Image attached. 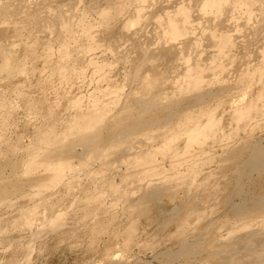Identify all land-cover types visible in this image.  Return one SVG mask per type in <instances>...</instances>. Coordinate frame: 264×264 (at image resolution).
<instances>
[{"label": "rangeland", "instance_id": "374dc122", "mask_svg": "<svg viewBox=\"0 0 264 264\" xmlns=\"http://www.w3.org/2000/svg\"><path fill=\"white\" fill-rule=\"evenodd\" d=\"M182 1H185V0H182ZM189 1L190 0H186V3H191L192 0L190 2ZM177 2L181 4L180 0H178V1L175 0L172 5L177 6V4H178ZM138 3H139V0H0V17H1L0 18V44L2 46H6V47H8L9 50H11L13 52L14 51L17 52L19 56L23 55L24 51L27 49L26 48L27 44L29 46V44L35 43L34 46H36L35 47L36 53L39 50L41 51V52L39 51L38 54L44 53L45 51H47V49L50 50V53L52 51V53H51V59H52L51 61L52 62H49L46 64L41 62V60H39V59L37 61L36 60L32 61L30 59H27L29 61V63H28V61H27V63L32 64V62H33V64L32 65L30 64V66H32V67L35 66L34 69L35 70L37 69L38 71L40 70L39 72H41V74L39 72L36 74L37 71L34 70V74L32 72V73H29L26 77H21L20 79L13 77L14 79L10 78L11 79L10 80L8 77H6L4 75V73L0 72V93L4 94V96L6 95L5 97L8 98V99L6 98V101L8 102L7 106L6 105L3 106L6 109L0 106V174H2V175H0V183H2L1 179L4 180V182L6 180H9L10 183H8L9 181L5 182L7 184L13 183L15 185L18 182V184H17L18 190L17 189L15 190V188H14L13 190H15V191H13V193L10 195V198H9L10 193L7 194L9 199L7 198V196H5L3 198V200H5V203L7 202V199L9 200L8 204H4V201L2 202L3 205H1V203H0V227H1L0 228L1 229L0 230V264H22V263L23 264H219L220 262L217 263L216 260H214L215 255L213 253L216 252L215 250H217L219 252V254L228 253V252L232 253L235 251V249L238 246V243L236 242L237 237H238L237 234L238 235H239V233L243 234L246 232L245 230H247V229H248L247 231H249V230L252 231L253 229L254 230H261L262 229V231L264 230V221H263L264 219L263 218L258 217V216H255L253 218L251 216L253 221L250 220L251 217H249L250 219L247 218L248 221L247 220L245 221L246 223H248V224H246L243 221L244 218H238V217H236L238 215H235V213H233V212L232 213L234 215H231V212H229V211H231V209L229 210V207H231L230 206L231 203L235 204V203H238L240 201H242L243 203L246 201L249 202V200H250V198H252V196L259 194V192L262 191V189H264V165H262V168H261L259 173H254V172L252 173L251 172L250 175L248 174V176H245L247 174L243 175L244 178H243V176L240 177V183L243 184L244 194L236 195L235 189H236V186L239 182V180L237 179L236 173H237V169H239V167L238 166L235 167L234 165L236 163L234 164V162H237L236 165H239V162H241L240 159H242V158L240 156L236 159L233 158L234 160L232 159V161H231L230 156H229L230 152H231L230 149L233 150V149L237 148L241 143H243L241 146H243L244 144L245 145L247 144L246 146L247 147L250 146V148H251V146L253 147V144L255 145L256 142H258V144H256V145L262 146L261 148L264 151V141H263L264 140V120H263L264 114L263 113L261 114L260 112L255 114L257 116V117H255V120L257 119L258 121L256 120L254 122V120H253L254 123L251 122V126L254 124L253 129H252V127H250L251 129L248 128L246 130L247 127L244 126V123H238L237 124V122L234 120V118L232 116L233 111H232L231 105L229 103H228L229 105L227 104L228 100L231 98L230 97L231 94H232L231 96L233 97L234 95H238V93L240 94L244 89L247 91L249 90V92L252 96V95L256 94V92H255V94H253L254 91L258 92V88L260 89V87H262V86L264 87V82H262V80L264 79V77H262V76H264V70H263L264 69V51H261L262 48L264 49V47H263V44H264L263 43L264 42V9H263L264 5H263V8L261 7L262 5H260V7L258 6L259 9H258V7L254 8L253 12L251 13V17H252L251 19L254 20L253 18L257 16V18H256L257 20H254L256 23L253 22L252 20L251 21L253 23H251V21H248L247 23L251 24V25L248 24L250 27L249 26L247 27V25H246L247 23L243 22V20L241 19L242 18L241 15L243 13V11L241 9H240L242 11L241 15L239 14L240 11L238 9H235L238 14L235 13V10L233 12H229L230 13L229 17H228L229 20H228V18H225L226 20H223V23H226V24L222 25L221 21L216 22V23H209L210 25L214 24L213 26H215V28L213 26H210L209 24H207L205 21H203V20H205L204 18H200V21L198 19V22L203 21L200 23V26L203 25L201 27H204L205 23L208 25V26L205 25L204 29L206 28V26L208 27L207 29H205V31L213 32V34H215L214 35L215 38L217 37L216 38L217 40L220 39L219 37H221L220 36L221 34L226 35L227 33H229L230 36L231 35L233 36L232 38L230 37L233 40H232V46L230 47L231 50L229 49V53H228L229 55L227 56V58L215 50V44L213 45L214 46L213 49L212 48L209 49L212 46V44L209 43L211 46L208 45L209 46L208 50H210V51L207 52V48H206V54H205V61L206 62L204 61L205 63L210 64L209 61H211V59L216 60V61L218 60V62L216 64L221 63V65H222L224 63L223 67L225 69V70H223V73H216L215 71H213L212 67H211V69L206 71V75L208 74L209 77L205 76V80H207V81H205V83H204V86H203L204 90L205 91H208L211 89L215 90L220 86H225L226 88L228 87L227 88L228 90L226 89L225 90L226 92L224 91L225 95H223L224 93L222 92L221 95L217 94L216 96L206 98L203 101L204 103L203 102L200 103V106H199V104H197V105L194 104V106H192V104L188 103V102L186 104V101H181V105L185 109L190 108L193 110L197 109L196 111L201 110L202 111V113H201L202 117L201 118H203L204 120L206 119V117L203 116V115H205L204 113L206 111L210 110V112L214 115L213 117L216 120H219L218 123H220V124L218 127L219 129H217V131L218 130L221 131L222 128H224L223 126H225V129L223 130V132L218 131V133H216V136L218 137L216 139H217V141L220 139L222 140L221 141L222 146L219 142L216 143V141H215L216 136L215 135H214V137L213 136L210 137L207 135L211 139L212 138L215 139V140H212V142H211V140L206 142L205 139L207 136H205V138L203 136L201 138V142L203 140L206 142V144H205V142L203 141L204 146H203V144H201L199 146V144H200L199 142L195 143L196 146H194L195 145L194 143H192L190 146L188 144H187V146H185L186 143L185 144L183 143L184 142L183 136L179 135V137L175 138V140H172L175 143L177 142L178 144L174 143V146H173L172 141H171V144H170V142L168 143L169 148H170L169 145H172L173 148L175 147V149H168L169 153L167 152L166 154L164 153L165 155H162L163 151H161V150L163 148V145L165 144L164 140L162 141V138H164L163 135L165 133L170 134L171 130L168 131L167 129H165V131H164V129L161 130V128H155V129L153 128V129H151V130L149 129V130H150V132H152L151 134H153V135L156 134V133L154 134V132H157V134L159 133L158 137H156V135L154 136L157 138V141L155 138H153V136L152 137L148 136L151 138L144 137V139L146 138L147 140L148 139L149 140L145 141L146 140L145 139V140H143L144 142L142 141L143 142L142 144L144 145V147H143L141 142H137L136 139H135V141L133 140L134 144L132 145V147H134V149L138 147V149H136V151L133 150V152H137V158L136 159H138V161H140L141 160L140 158H142V160H143V161H141V163L140 162L138 163V165H139L138 167L135 166L136 165V164H134L135 162L132 163L135 166L134 168H133V165L131 164L132 159L128 156H130L132 153H130V155L129 154H125V156L122 155L123 157H121V159L124 158L123 160L126 159L125 161L129 162L126 164L127 166L124 165V163H126V162L125 161L123 162V160H121L120 157L118 158L115 154L114 155L116 157L114 155H112V156L110 155L109 156L110 160L109 161L107 160L108 162L103 161V162H105V163H103L102 161H100L101 159L99 160V158L102 157V153H100L98 158L96 159V161H94L92 166L89 165V167L86 164L85 165L84 164L78 165L77 163H81V161H75L76 159L73 158L74 159V161L72 159V163H74L73 164V166H74L73 171L70 172L69 170L64 169V171L61 173L62 176H59L58 177L59 179H57V180L54 179L55 183H52L54 181L50 182V180H49V179L53 178L52 175H54V174H52L53 171H52V168H50V167H47V169H46L43 166H39L36 169H33L34 171L30 170V172L33 171V173L29 172V174L25 170V169H27L26 168L27 165H25V163H27L26 162L27 156H29V155H34V156L36 155L37 156V155L43 154V152L41 153V150H44V149H41L42 145L41 146L38 145L39 144L38 141L40 140L41 130L42 131L47 130L48 128L47 129L46 128L43 129V128L48 126V125H49L48 126L49 129L51 127H53V129H54V127H55L54 130H55L57 136H59V139L61 140L60 143H62V137H65L66 142L70 143L71 147L73 148L72 152L75 150H76V152H80L81 146L78 143L71 141L70 137H68V136L66 137V134L63 133L64 124H65V122H67V118H69L70 116L73 115L72 114V112H73L72 108H74V107H72L71 105L68 106L69 101H71L72 99H74V98L77 99V98L82 97L83 98L82 102L79 99L80 103H82L81 107H85V105L87 106V104L89 103L90 99H92V100L94 99L93 97L97 96V98L95 99L96 101H98L101 98H103V101H104L105 100L104 95H105V97L107 95V98L110 99V98L114 97V95H116V93H118V92H116V91H119L118 89L124 87L123 89H120L121 90V92L119 91L120 94L119 93L117 94L118 96H121V97H118L121 99L117 98L115 100L116 101L115 103L111 102V104L114 105L118 102L117 100H119V102H118L119 105H116L115 109L112 105L111 106L113 107V109L111 106L109 107V109L113 110V111L109 110V113L110 112L115 113L116 110H118L119 108H122L123 104L126 103L125 99L123 100L124 103L122 101L124 94H125L124 92H126L124 98L128 97L127 93L130 92L131 90H133L132 92H134V90L137 91L138 93L135 92V95H137V96H139V95L140 96L142 95L144 97L149 96V93H151V92L150 91L145 92V89L143 88L142 85H141V87L139 86L140 84L137 85V83L135 85H134V83L131 85L126 81V79H127V77L125 76L126 71H127V68L130 66L126 63L121 62L117 57L120 54L118 52L124 50V48L126 46H128L129 42L132 39L135 38L136 40H139L138 36L140 37V40H142V41H143L144 37H146V38H144V40L148 39L147 41H149V42H150L151 38H152V42L156 41V39L153 40V38H155L154 37L155 35H154V32H152V31H154L153 28L155 26L152 27L153 25H151V24L148 25L149 27L146 25L145 26L146 29L144 27L145 31L150 29L147 31V33L144 32V30L143 31H136L133 34H131L130 37L125 38L126 37L125 31L127 28L130 31L139 29L133 24L134 22L131 21L132 20L131 15L133 13L135 6H137ZM8 5H10V7ZM164 6H165V3L162 0L161 2H157L155 4H152V6L148 7V9H146V13H148V14L151 13V15L153 16L152 18H154V15L156 16L155 18H159V17H162V15H163L161 13H163V12L166 13L167 10L169 11L170 9L175 8V7L170 8V6H169L168 9L165 10V8H167V7H164ZM183 6H185V5H183ZM18 7H20V8H18ZM76 8H78V9H76ZM260 8H262L263 11ZM116 9H118V10H116ZM48 11H50V12H48ZM254 11H256L257 13L255 12L256 13L255 14ZM157 13L159 15L160 14L161 15L159 16V15H157ZM5 14L8 17L13 16L14 18H16V20L17 19L18 20L15 22L12 20V24H11L10 20L5 19V18H7V16ZM60 14L61 15L62 14L68 15V18L73 20L74 27L72 26L71 29H72V31H73V29H74V31H76V33L73 31L74 35H78L79 34L78 32L81 33L84 30H88V32H90V35H92V36H89L90 38H87L86 40H82V41L81 40L79 41L76 38L73 39L74 42H72V40H69L68 48L71 49V52L73 51V53H71V58L77 57L78 63L76 62V60H77L76 58H75L76 59L75 61H73L71 59L72 62H70V63L71 64L75 63V64H73V66H74V70H77V73L74 74L70 78L71 80L69 79L68 81H67V79L63 80L60 76L57 77L54 74H52L53 73L52 67H54L53 66V62H54L53 58H55V53H56V51H58V47H59V44H57L59 42L55 37L56 36L55 32H53L51 34V32H49L48 30H46V31L40 30V28L35 26L37 23H40L39 20L42 17L46 18L48 16V18H50V19L53 17L55 19H57V17ZM234 14H236V15H234ZM237 15H239V16H237ZM252 15H254V16H252ZM232 17L233 18L235 17V19H240L239 21H241L242 26H241L240 22H239L240 24L237 23L238 25L236 23L234 24V22H238V21H236ZM25 18H28V20H32V22H29L28 20H27L28 22H24L22 19H25ZM230 18H232V21ZM243 18H244V16H243ZM20 19L22 20V22ZM79 20H81V21H79ZM8 21H10V22L8 23ZM106 21H107V24H106ZM30 23H31V25H30ZM13 24H15V25H13ZM125 24H127V25H125ZM227 24H228V26H227ZM232 24H233V26H232ZM103 25L106 27H104ZM150 25H151L152 29H151ZM229 25H230V28H232L231 30L229 28ZM253 25H255V26L253 27ZM222 26H223V28L226 27V29H223ZM234 26L236 27V29L237 28L238 29L236 30L234 28ZM238 26L239 27L241 26V27L239 28ZM25 27H27L28 29ZM55 28L58 29V27H56V26H55ZM53 29H54V27H53ZM80 29H81V31H80ZM122 29H124V31ZM220 29H221V31H219ZM222 29L224 32L222 31ZM30 30H33V31L35 30L34 32H36V31L37 32L33 33V31H31V34H30ZM213 30H215L216 32L218 30V33H217L218 35ZM225 30L231 31L234 35L232 33L230 34V32L226 33ZM233 30H235V31H233ZM234 32H236L237 34ZM32 33L34 36L32 35ZM48 33H49V35H48ZM99 34H100V36H99ZM152 34L154 35L153 37H152ZM28 35H29V37H28ZM31 36H33V37H31ZM234 36H237V37H235V39H234ZM235 40H236V42H235ZM31 41H33V42L35 41V42L31 43ZM47 41H49V42H47ZM205 41L206 40L203 39V43L207 44L208 42H205ZM75 42L77 44H75ZM88 42L90 44H88ZM116 42H118L119 44ZM126 42H128V43H126ZM152 42H150V43H152ZM91 43H94V44H91ZM95 43H96V45H95ZM238 43H239V45H238ZM112 44H115L118 47L120 45V46H123L124 48L122 47L123 48L122 49L121 47H119L118 49H114L115 51L116 50H118V51H116V53H113L114 50L110 49ZM47 46H49V48ZM74 46H76V47H74ZM80 46H81V48H80ZM87 46H89V47H87ZM90 46H91V48H90ZM83 48H84V50H83ZM78 49H80L79 51L82 52L81 54H80V52H78ZM76 51H77V53H76ZM87 51H88V53H87ZM207 53H209V54H207ZM214 53L216 54L215 57L213 56V55H215ZM257 53H260L263 56H261L260 54H257ZM86 54H88V56ZM78 55L80 56L81 62L79 61ZM98 55H99V57H98ZM248 55H249V57H247ZM258 55H259V57H258ZM243 56H244V58H243ZM83 57H85L84 61H83ZM112 57H113V59H112ZM228 58H230V60L233 58L230 61V63H228V60L226 61V59H228ZM237 58H238V60H237ZM222 59L225 62H222ZM258 59H261V61L260 60L258 61ZM91 60L93 63H96V64L99 63L102 65V63H103L104 66L99 67L100 69L102 68L101 69L102 71L100 69H99V71H96L93 67L95 64L92 66L93 63L92 64L89 63L90 66L87 65L88 61L91 62ZM172 61H169V62H171V64L167 62L168 64H170L169 65L170 67L174 63V61L173 62ZM232 61L235 63H233ZM240 61H241V63H240ZM175 63H176V65H175L176 67L172 66L170 69H172V68L174 69V67H175V70L177 72L175 70L173 71V69H172V72H170L169 74H170V76H172V75H175V76H172L173 78H171L168 75L167 78H169V79H167V80H168V82L173 81L172 84L177 83V80H178L179 81L178 83H181L183 85V86L181 85L182 88L180 87L181 91H182V89H183V91L187 90V88L184 87V85L186 86V81L185 80L184 81L179 80V79H182V77H184V79H185V77L187 78V76H185V74L187 75V72L185 73V69L181 65V62L179 63V61H175ZM259 63H261L263 65H261ZM78 64H79V66H78ZM228 64H231V66ZM248 64H253V65H251L249 67ZM246 65H248V66H246ZM87 66H89V67L87 68ZM243 66H246L245 68H247V69L245 70ZM90 67L92 70L94 69L96 71V73L95 72L92 73ZM161 67L162 66H160V68ZM177 67L180 69V72H178L179 69ZM229 67H232V68H229ZM81 68H83L82 70H84V73L79 75L80 73H82V70H80ZM228 69H230V70H228ZM182 70L184 71V73L182 72ZM244 70L248 71L247 74H246V72H244ZM209 71H211V72H209ZM229 71L232 73H230ZM236 71H238V72L241 71L242 73L239 72L240 73L239 74L238 72L236 73ZM254 71L255 72L257 71V72L255 73ZM158 72H161V71H157V73H155V75L161 74ZM258 72L261 76H259V74H257ZM171 73H173V74H171ZM228 73L230 75H228ZM32 74H33V76L30 77L29 75H32ZM150 74H151L150 75L151 77L154 75V73H150ZM176 74L178 75V79L175 82V79L177 78ZM211 74L214 76H212ZM224 74H225V76H223ZM238 74H239V76L243 74L242 75L243 78H242V76H240L242 79L238 78L239 77ZM256 74H257V76H256ZM100 75L101 76L103 75L104 78L102 77V79H100L101 78ZM247 75H249L251 77V78H248V79H250V81L248 79H246L247 77H249ZM37 76H39L38 78L42 79V80L39 81L37 79ZM252 76H254V77L256 76L257 78H254V77L252 78ZM231 77L234 80L230 79ZM259 77H261V81H260V83L259 82L257 83V81H258L257 79ZM4 78H6V79L4 80ZM23 78H25V80L30 79L28 82L24 80L25 82H27V85L25 82H22ZM35 78H36L38 84L41 81L46 82L45 87L43 89L39 86L40 84L39 85L37 84V86H35V87L31 86V84L33 85V83L36 82ZM124 78H126V79H124ZM213 78L215 80V83H213L214 82ZM216 78H217V80H216ZM43 79H44V81H43ZM46 79L48 80V82L46 81ZM59 79H61V81H59ZM226 79L227 80L230 79L232 82L230 80H229L230 81L229 82ZM243 79H245L246 81ZM252 79H253V81H252ZM15 80H16V82L18 81V83H19L18 85H20L21 83H24L26 86H28V87H26L25 85H23V87H24L23 89L25 90L27 88V90H25V91L22 90V91L25 94L27 92H29V93H27L28 95L33 93L32 96L31 95L28 96L26 94L27 96L25 95V97H28L29 101L33 100L36 102V104L38 103L35 107L37 109H39L41 113L39 111H37V109L35 110V107L32 108L34 111H31L32 109L30 110V108L26 106L25 100H23L24 95L20 96L19 94H17L18 95L17 96L15 94L16 92L14 91V88L9 86L10 84L12 85V83H15ZM167 80H166L165 84H164V82L162 83V86H165V87L161 86V88H163L162 90H161L159 84H158V86L153 85L155 87H154V92H153V87H152V92L154 94H160L161 93L164 96V94L167 91V93L165 94L166 97L169 96V94H170L172 99H175L173 96L178 97L177 93L181 92V91H179L180 84L177 83L178 85L174 84L173 86H171L172 88L174 86L176 87V85L178 86L177 87L178 89L174 87V89L175 90L177 89L178 92L175 91V93L176 92L177 93L172 94L174 92V89L169 88L168 85L170 84V82H169V84H167L168 83ZM236 80H238V82H240V80H242V81L240 83H238ZM254 80L255 81L257 80V81L255 82ZM221 81H222L223 85H222ZM243 81H244V83H243ZM47 83H49V84H47ZM124 83L127 85L123 86ZM128 84L130 87L128 86ZM224 84H226V85H224ZM232 84H233V86H232ZM253 84L255 86H253ZM260 84H263V85H260ZM29 85L31 87H29ZM212 85L215 86L216 88L213 87ZM137 86H139V87H137ZM166 86H168V87H166ZM206 86H208V87H206ZM20 87H22V86L20 85ZM131 87H132V89H131ZM210 87H211V89H210ZM249 87H251V88H249ZM10 88H12V89H10ZM30 88H32V89L37 88V89L32 90ZM40 88H41V90H43V92L42 91L39 92ZM166 88H168V90ZM246 88H248V89H246ZM28 89H30V90L28 91ZM101 89H103V90L107 89L106 91H104L107 93L109 90H112V92H113V90H115V93L113 92L114 93V94H112L113 96L110 97L112 92L109 91L110 95H108L109 93L103 94L101 92V94H103L101 96V94L99 95ZM206 89H208V90H206ZM12 90H13V93H12ZM35 90H37L39 93H37V91H35ZM163 90L164 91L166 90V91L164 92ZM171 90H172V92H171ZM228 91H230V92H228ZM251 91H252V93H251ZM147 92H148V94H147ZM122 93H124V94L122 95ZM89 94H90V98L87 97ZM76 96H77V98H76ZM99 96H101V97H99ZM170 96H169V98H170ZM227 98H228V100H227ZM108 99L106 101H108ZM149 100L147 99V101H149ZM207 100H208V102H207ZM213 101H215V102H213ZM183 102H185V104ZM206 102H207V104H205ZM83 103H84V105H83ZM91 103H93V102H91ZM208 103H210V105H208ZM220 103L222 106L220 105ZM261 103H262V105H261ZM188 104H190V106L192 108L187 106ZM212 104H215V105H212ZM259 104L261 105V106L259 105L260 109L264 110V107H262V106H264V102H260ZM9 105H11V108H9L10 107ZM201 105H204V106H201ZM81 107H80V110L82 109ZM183 107H182V110H183ZM194 107H195V109H194ZM204 107H206V108H204ZM215 107H216V109L214 110ZM26 108H27V110H26ZM75 109L76 108H74V113L76 111ZM83 109H82V111H83ZM187 109L184 111H187ZM190 109L188 110L189 112H192V113L195 112V111H191ZM28 110L30 111L29 114L27 113V112H29ZM230 110L232 111V114H231ZM203 111H205V112H203ZM33 112H35L36 114H33ZM259 113L261 114V116H263L262 118H261ZM39 114H41V115H39ZM258 116L262 119V121L260 120V118ZM218 117H220L221 120ZM203 119H201V120H203ZM222 123H223V125H222ZM257 123L258 124L260 123V124L258 125ZM53 124H54V126H51ZM234 124H236V125H234ZM242 124H243V126H242ZM231 126L233 127L232 129H231ZM234 126H236L237 128H235ZM238 128L239 129L243 128V129L238 130ZM235 129H237V131H236L237 135L239 133H242V134L238 135L239 138H237V135H234V134L232 135L230 133V132L234 133L233 131ZM254 129H255V131H253ZM154 130H157V131H154ZM147 131H148V129L144 132V135H146L148 133ZM238 131H239V133H238ZM150 132L148 134H150ZM224 132L226 133L227 137H228V135L230 136V134H231V137L232 136L233 137L232 138L230 137V140H229V137L228 138L226 137L225 139H227V140H226V142H224V140H223L224 136H225ZM249 132L250 133L253 132V133H251V135H250ZM250 136L251 137L253 136V137L251 138ZM152 138L154 140L150 141ZM182 138H183V140H182ZM250 138L253 140H251ZM158 139L164 143L162 144ZM244 139H248L249 141H247V140L245 141ZM165 141L167 142V140H165ZM230 141H232V142H230ZM254 141H255V143H254ZM235 142H236V144H235ZM238 142H239V144H238ZM246 142H248V143H246ZM60 143H59V146L61 145ZM137 143H138V146H135V145H137ZM160 143L162 145H160ZM213 143H215V145ZM30 144H32V145H30ZM140 144L142 147L140 146ZM228 144H229V148H230L229 151H228V146H225L226 147L225 149L223 148L224 145H228ZM197 145H198V147H197ZM230 145H232V146L235 145V146L232 147ZM245 145L243 146V150L245 148ZM79 146H80V148H79ZM139 146H140V148H139ZM192 146L195 148L193 149ZM190 147H191V150H190ZM200 147H202V148L205 147V148H203L204 149L203 150ZM219 147L222 149H220ZM247 147L245 148L246 150H244L245 151L243 153L244 155H247V151L250 149L249 147H248L249 149ZM155 148H159L160 152L158 151V149H155ZM197 149H199V151ZM173 150H175L174 153H176V151H177V154H174ZM183 150L184 151L186 150L185 153L183 152ZM195 150H196V153H195ZM221 150H224L226 152L222 151V153H221ZM170 151H171V153H170ZM130 152H132V151H130ZM148 152H149V155H148ZM157 152H159V153H157ZM180 152H182V153H180ZM197 152H198V155H200V153L203 152V155L201 153L202 156L198 157L196 155ZM190 154L193 155L194 157L191 156ZM181 155H184L187 158V159L185 158L186 161L184 160L183 156L181 158H179ZM150 156H153V157H150ZM196 156L198 157L199 160L196 158ZM225 156L226 157L228 156L229 160ZM127 157H128V159H127ZM160 157H162V158H160ZM202 157L204 160H206L205 162L202 159ZM148 158L149 159L152 158L154 161H152V159L149 160ZM129 159H131V160L129 161ZM178 159H182L184 161H181ZM191 159L192 160L194 159L193 160L194 162ZM111 161H113L114 163ZM227 161L229 162L230 166H227L228 165ZM173 162L174 163L176 162V163L173 164ZM184 162H185L186 166H184ZM224 162L227 164L226 165L227 167L225 166V168H229L228 170L223 169L224 168L223 165H225ZM109 163L113 164L114 168L112 166H110L111 167L110 168ZM116 163H119V164L116 165ZM222 163H223V165H222ZM130 164L132 165V167L131 166L129 167ZM172 164H173V167H171ZM177 164L179 167L177 166ZM180 164H182L183 167H182V165L180 166ZM169 165H170V168L168 169ZM188 165H190V166H188ZM194 165H196V166L194 167ZM50 166H53V165H50ZM83 166H84V169H83ZM86 166L88 167V169ZM142 166H147V168L148 167H151V168L154 167V169L156 171L158 170L159 172H158V174H156L154 176H151L150 174H147V175L145 174L146 176L144 175V176L139 177L140 175L139 176L136 175L137 174L136 171H138L140 168L141 169L144 168ZM232 166L234 169L235 168L236 169L233 170ZM117 167H118V169H117ZM159 167H160V169H159ZM174 167H175V169H174ZM180 167H182V168H180ZM123 168L128 169V170H125L126 173H128V176H126L125 181L122 182L123 178H122V176L120 177V175H122V173H123ZM176 168H177V170H176ZM187 168H188V170H187ZM185 169L187 171H185ZM115 170H117V172ZM120 170H121V172H120ZM129 170H132V171L129 172ZM133 170H135V171H133ZM22 171H24V172L22 173ZM110 171H112L113 173H111ZM131 173H133V174L135 173L133 178H132ZM25 174H26V177H28V178H25L26 179V181H25L26 185L24 184L25 182L24 183L22 182V180H23L22 177H25ZM32 174L34 175L33 178L29 179L30 175L32 176ZM22 175H24V176H22ZM102 175H104V176H102ZM45 176H47L48 179ZM130 177H131V179H130ZM134 177H136V178H134ZM145 177H147L148 179ZM155 177H157V179ZM36 178L39 180H37ZM142 178L144 180L141 181ZM27 179L28 180H33V179L35 180L36 179V180H35V182H33L34 180L32 182L31 181L28 182ZM45 179H47V181ZM127 179H128V181H127ZM132 179H133V181L135 179V182H133ZM149 179H150V181L152 179L153 180L152 182H154V180H156L155 182H159L162 184V186H161L162 192H161L160 197L157 200V202H152V200L147 201V202L142 201V200H138V199H140V197L142 195H144L146 193V192H144V191H146V189H148V188L150 189ZM18 180L22 183V185L23 184L24 185L19 187L20 182ZM45 181H46V183H45ZM47 182L49 185H47ZM66 182H68V183H66ZM121 182H122V184L125 182L126 183L122 185ZM138 182H140L141 184H142V182H144L145 185L147 183L148 184L146 186H144V183H143V185H142L143 187H142L140 183L138 185ZM37 183H38V185H37ZM131 183H132V185H131ZM135 183H137V184H135ZM40 184L42 187L39 188L38 186H40ZM70 184H71V186H70ZM119 185H121V186H119ZM141 187H142V189H140ZM37 189H39V191ZM133 189H135V190H133ZM114 191H116V193ZM26 194L27 195L29 194L31 196L29 198H27L28 197L27 196L26 199H24ZM115 194H116V196H115ZM0 201H2V199ZM15 201L16 202L18 201L20 203V205H18L19 204L18 202L16 204ZM21 201L23 204L21 203ZM13 202L15 203V205ZM9 203L12 204V206L11 207H8V206L5 207L6 205H10ZM191 203H192V205H191ZM186 205L189 208H187ZM247 205H250V204L248 203ZM1 206H3V207H1ZM22 207H23V209H22ZM173 208H174V210H173ZM172 210L173 211L176 210V211L173 213ZM250 210H251V208H250ZM253 210L254 209L252 208L251 211H253ZM55 215L56 216L58 215L60 219L58 218L59 221L56 219L58 222L57 223L54 222V224L56 223L54 226V224L52 223L51 220H53L55 218ZM173 215H177L179 217L177 218V216H174V218H172ZM231 216H235V219L232 218ZM28 219L30 220L31 224H29V226H26L27 224L25 222ZM240 219H243V220H241L242 223L239 221ZM50 221H51V223H50ZM261 223H262V225H261ZM241 226H243V227H241ZM202 230L203 231L206 230L205 232L207 233V235L205 234V236H204L205 238L203 241H205L206 237H207V240L205 241L207 244L205 242L203 243V241H202V244H206V245L205 246L201 245V246L207 250L203 249V251H201L200 253L197 251V252L191 254V256L190 255L189 256H186V255L178 256L177 255L176 257H174V259L173 258H166L168 253H173V252H176L178 250L181 241H183V240H186L188 242L191 241V239L194 236L198 235L199 232H201ZM241 231H245V232L241 233ZM220 239L224 240V241H221ZM221 242L223 244H221ZM218 252H216V253L218 254ZM217 254H216V256H217ZM220 264H222V263H220Z\"/></svg>", "mask_w": 264, "mask_h": 264}, {"label": "bare ground", "instance_id": "6f19581e", "mask_svg": "<svg viewBox=\"0 0 264 264\" xmlns=\"http://www.w3.org/2000/svg\"><path fill=\"white\" fill-rule=\"evenodd\" d=\"M162 0H139V3H138V5L137 6H135V8H134V10H133V13H132V15H131V21L132 22H134L133 24L137 27V28H139L138 30H133V31H130V30H128V28L126 29V37L125 38H127V37H130L131 36V34H133L134 32H136V31H143L144 30V27L147 25H149V24H151V25H153L152 27H154L153 28V30L154 31H152V32H154V35L152 34V37L154 36L155 38H153V40L154 39H156V41H154V42H152V38L150 39V42H152V43H150L149 41H147L148 39H145L144 40V38H146V37H144L143 38V41L142 40H140V37L138 36V38H139V40H136L135 38L134 39H132L130 42H129V44H128V46H126L125 48L123 47V46H120L119 45V47H123L124 48V50H122V51H120V52H118V53H120L119 54V56H117L118 57V59L121 61V62H123V63H126V64H128L130 67H128L127 68V71H126V77H127V79L126 78H124V79H126V81L129 83V84H133L134 83V85L137 83V85L138 84H140L139 86L141 87V85L143 86V88L145 89V92L146 91H150L151 93H149V96L148 97H144V96H137V95H135V92L136 93H138L137 91H135L134 90V92H132L133 90H131L130 92H128L127 93V98H124L125 97V94H126V92H124V93H122V95L124 94V97H123V99H122V101L125 99V101H126V103L125 104H123V106H122V108H119L118 110H116V112L115 113H112V112H110L109 113V110L110 111H113V110H111V109H109V107L112 105L111 104V102H116L115 100L118 98V97H121V96H118L117 94L119 93V91L121 92V90L120 89H123L124 87L123 86H125V85H127V84H125L124 83V85L122 86L123 88H120V89H118L119 91H116V92H118V93H116V95H114V97H112V98H110L111 96H113L112 94H114L115 93V90H113V92H112V90H109L110 92H112L111 93V95H110V92L108 91V93L107 92H104V91H106L107 89H105V90H103V89H101V91H100V93H99V95L101 94V92L103 93V94H108V95H110V99H108L107 98V95H106V97H105V95H104V98H105V102L103 101V98H101V99H99L98 101H96L95 99L97 98V96H95V97H93L94 99L92 100V99H90V101H89V103L87 104V106L85 105V107H81V104L82 103H80V100H81V102H82V100H83V98L81 97V98H77V96H76V98L77 99H72L71 101H69V104H68V106H72V107H74V108H76L75 110V113H74V108H72L73 110V112H72V116H70L69 118H67V122H65V124H64V131H63V133H65L66 134V137L68 136V137H70V139H71V141H74V142H76V143H78L80 146H81V148H80V146H79V148L81 149L80 150V152H76V150L75 151H73L72 152V147H71V144L70 143H68V142H66V140H65V137H62V143H60L61 142V140L59 139V136H57V134H56V132H55V127H54V129H53V127H51L50 129H49V125L48 126H46V127H42L43 129H47V130H45V131H42L41 129V135H40V140L38 141L39 142V144L38 145H42V147H41V149H44V150H41V153L43 152V154L42 155H29V156H27V163H25V165H27L26 166V168L27 169H25L27 172H28V174H29V172H30V170H33V169H36L37 167H39V166H43V167H45L46 169H47V167H50V168H52V171H53V173L52 174H54V175H52L53 176V178H51V179H49L50 180V182H52V181H54V182H52V183H55V180L54 179H59L58 177L59 176H62L61 175V173L64 171V169L66 170H69L70 172H72L73 171V168H74V166H73V164L74 163H72V159L73 158H75L76 160L75 161H81V163H77L78 165L79 164H86V165H88V167H89V165H91L92 166V164L94 163V161H96V159L98 158V156H99V154L100 153H102V157L101 158H99V160L100 161H106V162H108L110 159H109V156L111 155H116L118 158L120 157V159H121V157H123L122 155H124L125 156V154H129L130 155V153H132L130 156H128V157H130L131 159H129V161L131 160L132 162H131V164L132 163H134V164H136L135 166H139L138 165V163L140 162L141 163V161H143L142 160V158H140L141 160L140 161H138V159H136L137 158V152H133V150H135L136 151V149H138V147L137 148H135L134 149V147H132V145L134 144V142H133V140L135 141V139H136V141L137 142H141V144L144 142L143 140H145L146 138H151L152 136H153V138H155L156 139V141H157V138L156 137H158L159 135V133L157 134V132H154V134L156 135V137H154L155 135H153V134H151L152 132H150V130L151 129H155V128H161V130H163L164 129V131H165V129H167L168 131L169 130H171L169 133L170 134H164L163 136H164V138H162V141L164 140V142H165V144L163 145V148H162V150L161 151H163L162 153V155H165L169 150L168 149H175V147L173 148V146H174V141H172V140H175V138H177V137H179V135L180 136H183V138H184V142L182 141L183 140V138H182V142L185 144L186 143V145L185 146H187V144L190 146L192 143H196V142H199L200 144H199V146L201 145V144H203V141L201 142V138L204 136V138H205V136H210V137H214V135L216 136V133H218V131H220V130H218L217 131V129H219L218 127H219V124L220 123H218V121L219 120H216L213 116V114L210 112V110L209 111H203V112H205L204 114L206 115H203L204 117H206V119L204 120L203 118H201L202 116H201V113H202V111L200 110V111H196V110H193V109H190L191 111H195L194 113H192V112H189L188 110L189 109H187V111H184V110H186L182 105H181V101H186V104H187V102L188 103H191L192 104V106H194V104H199V106H200V103H202L206 98H210V97H213V96H216L217 94H222V92L224 93V91L228 88H226L225 86H220V87H218L217 89H215V90H212L211 89V87H210V89L211 90H208V89H206V90H208V91H205L204 90V83H205V81H207V80H205V76H208V74L206 75V71H208L209 69H211V67L213 68V71H215L216 73H223V70H225L224 69V67H223V65H224V63L221 65V63H218V64H216L217 62H218V60L216 61V60H212L211 59V61H209L210 62V64H208V63H205L206 61H205V54H206V48H207V52L208 51H210V50H208V48H209V46L208 45H210L209 43H211L212 44V46L215 44V50L218 52V53H220L221 55H224V57H226L227 58V56L229 55L228 53H229V49H230V47L232 46V40L233 39H231L233 36L231 35H229V33H227V32H230V34L232 33L231 31H226L225 30V32L228 34H226V35H223V34H221L220 36L221 37H219L218 39L219 40H217L216 38H215V34H213V32H211V31H205V29H207L208 27V25L207 24H209V23H216V22H222V25L223 24H226V23H223V20H226L225 18H228L229 17V12H233L235 9H238L239 11H240V15H241V12L243 11V13H242V15H241V19L243 20V22H248V21H251L252 19V17H251V13L253 12V10H254V8L255 7H260V5H262L261 7L263 8V5H264V0H190L191 1V3H186V0L185 1H182V0H180V2H181V4L180 3H178L177 4V6H173L172 4L174 3V1L173 0H163V2L165 3V6L164 7H167V8H165V10H167L168 9V7L170 6V8H174V9H170L169 11L167 10V12L165 13V12H163V13H161V14H163L162 15V17H159V18H155L156 16L154 15V18H152L153 16L151 15V13H146V9H148V7H150V6H152V4H155V3H157V2H161ZM178 1V0H177ZM189 1V2H190ZM7 2V1H6ZM128 2V1H127ZM176 4V3H175ZM12 5V4H11ZM172 5V6H171ZM183 5H185V6H183ZM9 7H10V5H8ZM111 7V6H110ZM122 7V6H121ZM125 7V6H124ZM132 7V6H131ZM259 7H258V9H259ZM18 8H20V7H18ZM112 8V7H111ZM127 8V7H126ZM262 8H260L262 11H263V9ZM9 9V8H8ZM76 9H78V8H76ZM242 11H241V10ZM4 10V9H3ZM116 10H118V9H116ZM163 10V9H162ZM7 11V10H6ZM261 11V12H262ZM48 12H50V11H48ZM256 11H254V13H255ZM260 12V11H259ZM52 13V12H51ZM117 13V12H116ZM235 13H237L236 12V10H235ZM253 13V14H254ZM257 13V12H256ZM255 13V14H256ZM7 14V13H6ZM5 14V15H6ZM18 14V13H17ZM20 14V13H19ZM160 14V15H161ZM238 14V13H237ZM244 14V15H243ZM261 14V13H260ZM26 15V14H25ZM157 15H159L158 13H157ZM159 15V16H160ZM234 15H236V14H234ZM7 16V15H6ZM5 16V17H6ZM21 16V15H20ZM115 16V15H114ZM237 16H239V15H237ZM243 16H244V18H243ZM252 16H254V15H252ZM256 16V15H255ZM51 17V16H50ZM1 18V17H0ZM4 18V17H3ZM82 18V17H81ZM107 18V17H106ZM200 18H204L205 20H203V21H205L206 23H205V25H207L206 26V28L204 29V27H205V25H204V27H201V26H203V25H201L200 26V23L201 22H203V21H201V22H198V19H199V21H200ZM233 18V17H232ZM232 18H230L231 19V21H232ZM257 18V16L256 17H254L253 19L254 20H257L256 19ZM6 20H10L11 21V24H12V20L15 22V21H17L16 20V18H14L13 16H7V18H5ZM233 19H235V17L233 18ZM21 20V19H20ZM24 22H32V20H28V18H25V19H22ZM22 20H21V22H22ZM28 20V21H27ZM71 20V21H70ZM202 20V19H201ZM228 20H229V18H228ZM227 20V21H228ZM236 21H238V22H234V24L236 23H238V24H240L241 23V21H239L240 19H235ZM254 20H252L253 22H255ZM5 21V20H4ZM10 21H8V23L10 22ZM40 23H37L35 26L36 27H38V28H40V30H48L49 32H51V34L53 33V32H55V34H56V39L58 40V42L59 43H57V44H59V47H58V51H56V53H55V58H53L54 60V62H53V66L54 67H52L53 69V73L52 74H54L55 76H60L63 80H66L67 79V81L74 75V74H76L77 73V70H74V66H73V64H75V63H70V62H72V60L73 61H75L76 59V62L78 63V58L77 57H73V58H71V53H73V51L71 52V49L70 48H68V42H69V40H72V42H74V40L73 39H77V40H86L87 38H90L89 36H92V35H90V32H88V30H84L83 32H78L79 34L78 35H74V33H73V31H74V29H73V31H72V26L74 27V25H73V20L72 19H69L68 18V15H65V14H60L58 17H57V19H55L54 17L53 18H48V16L46 17V18H44V17H42L40 20ZM79 21H81V20H79ZM230 21V22H231ZM251 21V23H253ZM240 22V23H239ZM5 23V22H4ZM232 23V22H231ZM256 23V22H255ZM258 23V22H257ZM6 24V23H5ZM56 24V25H55ZM75 24V23H74ZM106 24H107V21H106ZM218 24V23H217ZM237 24V25H238ZM244 24V23H243ZM251 25L250 23H247L246 25H247V27L249 26V25ZM261 24V23H260ZM13 25H15V24H13ZM18 25V24H17ZM30 25H31V23H30ZM29 25V26H30ZM54 25V26H53ZM125 25H127V24H125ZM151 25H150V27H151ZM210 25V24H209ZM214 25V24H213ZM213 25H210V26H213ZM216 25V24H215ZM236 25V26H237ZM55 26L56 27H58V29H56L55 28ZM91 26V25H90ZM104 26V25H103ZM109 26V25H108ZM107 26V27H108ZM217 26V25H216ZM227 26H228V24H227ZM232 26H233V24H232ZM241 26H242V23H241ZM240 26V27H241ZM255 25H253V27H254ZM53 27H54V29L56 30H54L53 29ZM88 27V26H87ZM104 27H106V26H104ZM130 27V26H129ZM149 27V26H148ZM152 27H151V29H152ZM214 28H215V26H213ZM239 27V26H238ZM239 27V28H240ZM250 27V26H249ZM17 28V27H16ZM23 28V27H22ZM25 28H27V27H25ZM34 28V27H33ZM32 28V29H33ZM213 28V29H214ZM218 28V27H217ZM222 28H223V26H222ZM229 28H230V25H229ZM234 28L236 29V27L234 26ZM245 28V27H244ZM243 28V29H244ZM28 29V28H27ZM145 29H146V27H145ZM223 29H226V27L225 28H223ZM223 29H222V31H223ZM232 28H230V30H231ZM238 29V28H237ZM236 29V30H237ZM16 30V29H15ZM123 31H124V29H122ZM148 30H150V29H148ZM147 30V31H148ZM251 30V29H250ZM27 31V30H26ZM31 31H33V30H30V34H31ZM35 31V30H34ZM33 31V33H36V32H34ZM80 31H81V29H80ZM106 31V30H105ZM147 31H145L144 30V32H146L147 33ZM216 34L218 33V30H217V32L215 31V30H213ZM219 31H221V29L219 30ZM233 31H235V30H233ZM241 31V30H240ZM17 32V31H16ZM75 33H76V31H74ZM224 32V31H223ZM222 32V33H223ZM15 33V32H14ZM33 33H32V35H33ZM149 33V32H148ZM234 33H236V32H234ZM26 34V33H25ZM28 34V33H27ZM40 34V33H39ZM97 34V33H96ZM233 34V33H232ZM237 34V33H236ZM253 34V33H252ZM48 35H49V33H48ZM98 35V34H97ZM218 35V34H217ZM234 35V34H233ZM261 35V34H260ZM34 36V35H33ZM33 36H31V37H33ZM94 36V35H93ZM99 36H100V34H99ZM26 37V36H25ZM28 37H29V35H28ZM36 37V36H35ZM54 37V38H55ZM148 37V36H147ZM231 37V38H230ZM235 37H237V36H234V39H235ZM46 38V37H45ZM92 38V37H91ZM95 38V37H94ZM142 38V37H141ZM149 38V37H148ZM241 38V37H240ZM100 39V38H99ZM203 39L204 40H206L205 42H208L207 44L206 43H203ZM38 40V39H37ZM90 40V39H89ZM95 40V39H94ZM121 40V39H120ZM96 41V40H95ZM33 41H31V43H32ZM35 42V41H34ZM33 42V43H34ZM47 42H49V41H47ZM53 42V41H52ZM102 42V41H101ZM121 42V41H120ZM234 42V41H233ZM235 42H236V40H235ZM234 42V43H235ZM46 43V42H45ZM56 43V42H55ZM116 43H118V42H116ZM126 43H128V42H126ZM264 43V42H263ZM75 44H77L76 42H75ZM82 44V43H81ZM88 44H90L89 42H88ZM91 44H94V43H91ZM119 44V43H118ZM35 45V43L34 44H29V46H28V44H27V46H26V50L24 51V53H23V55H21V56H19L18 55V53L17 52H13V51H11V50H9L8 49V47H6V46H2L1 44H0V72H2V73H4V75L6 76V77H8L9 79L10 78H18V79H20L21 77H26L29 73H32L33 72V74H34V67H32V66H30V64H28L29 63V61L27 60V59H30V60H32V61H37L38 59L39 60H41V62H43V63H49V62H52L51 60V53H52V51H51V53H50V50H48L47 49V51H45L44 53H41V54H38L39 53V51L36 53V46H34ZM95 45H96V43H95ZM125 45V44H124ZM205 45V46H204ZM238 45H239V43H238ZM58 46V45H57ZM82 46V45H81ZM81 46H80V48H81ZM208 46V47H207ZM211 46V45H210ZM210 47L209 49H213L214 48V46L213 47ZM237 46V45H236ZM262 46V45H261ZM48 48H49V46H47ZM74 47H76V46H74ZM87 47H89V46H87ZM117 45H115V44H112L111 45V48L110 49H118L119 48ZM263 47H264V44H263ZM78 48V47H77ZM90 48H91V46H90ZM122 48V49H123ZM257 48V47H256ZM52 50V49H51ZM55 50V49H54ZM74 50V49H73ZM80 49H78V52H80L79 51ZM83 50H84V48H83ZM231 50V49H230ZM259 50V49H258ZM89 51V50H88ZM88 51H87V53H88ZM112 51V50H111ZM116 51H118V50H116ZM116 51L114 50V52L113 53H116ZM212 51V50H211ZM261 51H264V49L262 48V50ZM41 52V51H40ZM110 52V51H109ZM108 52V53H109ZM244 52V51H243ZM260 52V51H259ZM75 53V52H74ZM76 53H77V51H76ZM75 53V54H76ZM82 52H80V54H81ZM210 53V52H209ZM209 53H207V54H209ZM231 53V52H230ZM251 53V52H250ZM54 54V53H53ZM79 54V53H78ZM215 54V53H214ZM233 54V53H232ZM257 54H260V53H257ZM87 56H88V54H86ZM211 55V54H210ZM213 55V54H212ZM231 55V54H230ZM261 55V54H260ZM50 56V57H49ZM53 56V55H52ZM79 56V55H78ZM82 56V55H81ZM95 56V55H94ZM214 57L216 56V54L215 55H213ZM235 56V55H234ZM233 56V57H234ZM239 56V55H238ZM261 56H263V55H261ZM260 56V57H261ZM54 57V56H53ZM97 57V56H96ZM98 57H99V55H98ZM237 57V56H236ZM247 57H249V55L247 56ZM252 57V56H251ZM258 57H259V55H258ZM84 58L85 57H83V61H84ZM243 58H244V56H243ZM257 58V57H256ZM262 58V57H261ZM72 59V60H71ZM87 59V58H86ZM103 59V58H102ZM112 59H113V57H112ZM216 59V58H215ZM221 59V58H220ZM219 59V60H220ZM233 59V58H232ZM231 59V60H232ZM241 59V58H240ZM174 61V63H175V61H179V63L181 62V65L184 67V69H185V73L187 72V75L185 74V76H187V78L185 77V79H184V77H182V79H179V80H185L186 81V86L184 85V87H186L187 88V90H184L183 91V89H182V91H181V89H180V87H181V83H178L179 81L177 80L178 79V75H177V78L175 79V82H176V80H177V83L178 84H180V86H179V91H181V92H178L177 91V83H174V84H177L176 85V87L175 88H177L176 90L174 89V87L172 88L171 86H173L174 84H172L173 83V81H169L170 82V84H169V82H168V80L167 79H169V78H167L168 77V75H169V77H171V78H173L172 76H175V75H172V76H170V72H172V69H170L172 66H175L176 65V63L174 64H172V66L170 67L169 65L171 64V62H169V61ZM210 60V59H209ZM225 60V59H224ZM228 60V63H230V58H228V59H226V61ZM237 60H238V58H237ZM261 61V59H258V61ZM27 61H28V63H27ZM79 61H80V56H79ZM102 61V60H101ZM172 61V62H173ZM205 61V62H204ZM236 61V60H235ZM255 61V60H254ZM81 62V61H80ZM117 62V61H116ZM170 63V64H168V63ZM222 62H225V61H223V59H222ZM233 62V61H232ZM239 62V61H238ZM92 64L93 62H92V60H91V62H89L88 61V64L87 65H89L90 66V64ZM227 63V62H226ZM233 63H235V62H233ZM240 63H241V61H240ZM250 63V62H249ZM32 64H33V62H32ZM31 64V65H32ZM95 64V65H94ZM106 64V63H105ZM238 64V63H237ZM259 64H261V63H259ZM42 65V64H41ZM94 65V66H93ZM101 64H96V63H93L92 64V66L94 67V69L96 70V71H99V67H102V66H104L103 65V63H102V65L100 66ZM178 65V64H177ZM180 65V66H181ZM228 65H230L231 66V64H228ZM249 65V67L251 66V65H253V64H248ZM248 65H246V66H248ZM261 65H263V64H261ZM78 66H79V64H78ZM77 66V67H78ZM89 66H87V68L89 67ZM123 66V65H122ZM160 66H162L161 68H160ZM246 66H243L244 67V69L246 70L247 68H245ZM258 66V65H257ZM81 67V66H80ZM92 67V68H93ZM176 67V66H175ZM175 67H174V69H173V71L175 70ZM179 67V66H178ZM177 67V68H178ZM256 67V66H255ZM48 68V67H47ZM79 68V67H78ZM84 68V67H83ZM83 68H81L80 70H82ZM124 68V67H123ZM181 68V67H180ZM223 68V69H222ZM229 68H232V67H229ZM41 69V68H40ZM90 69H91V67H90ZM93 69V70H94ZM102 69V68H101ZM100 69V70H101ZM179 69V68H178ZM183 69V70H184ZM238 69V68H237ZM242 69V68H241ZM79 70V69H78ZM92 69H91V72L93 73V72H95L96 73V71L94 70L93 71ZM182 70V72L184 73V71ZM228 70H230V69H228ZM240 70V69H239ZM244 70V72H246V74H247V72L248 71H245ZM254 70V69H253ZM259 70V69H258ZM257 70V71H258ZM264 70V69H263ZM35 71H37L36 72V74L40 71H38L37 69L35 70ZM49 71V70H48ZM86 71V70H85ZM102 71V70H101ZM100 71V72H101ZM157 71H161V72H158V73H161V74H156L155 75V73H157ZM176 71V70H175ZM256 71V72H257ZM261 71V70H260ZM177 72V71H176ZM178 72H180V69H179V71ZM181 72V73H182ZM209 72H211V71H209ZM225 72V71H224ZM230 72V71H229ZM234 72V71H233ZM238 71H236V73H237ZM239 72H241V71H239ZM238 72V73H239ZM251 72V71H250ZM255 72V71H254ZM255 72V73H256ZM40 74H41V72H39ZM84 73V70H82V73H80L79 75H81V74H83ZM98 73V72H97ZM104 73V72H103ZM146 73V74H145ZM149 73V74H148ZM150 73H154V75L151 77L150 75ZM182 73V74H183ZM230 73H232V72H230ZM242 73V72H241ZM253 73V72H252ZM251 73V74H252ZM33 74L32 75H29L30 77L31 76H33ZM45 74V73H44ZM171 74H173V73H171ZM180 74V73H179ZM214 74V73H213ZM227 74V73H226ZM240 74V73H239ZM239 74H238V76H239ZM245 74V73H244ZM257 74H259V72L257 73ZM257 74H256V76H257ZM39 75V74H38ZM184 75V74H183ZM182 75V76H183ZM212 75V74H211ZM228 75H230L229 73H228ZM234 75V74H233ZM243 75V74H242ZM242 75H240V76H242ZM250 75V74H249ZM249 75H247V76H249ZM4 76V77H5ZM40 76V75H39ZM39 76H37V79L40 81V80H42V79H39L38 77ZM49 76V75H48ZM99 76V75H98ZM101 76V75H100ZM106 76V75H105ZM180 76V75H179ZM212 76H214V75H212ZM222 76V75H221ZM223 76H225V74L223 75ZM238 77V78H241V77ZM246 76V77H247ZM254 77V76H252V78L254 77V78H257V77ZM259 76H261L260 74H259ZM41 77V76H40ZM53 77V76H52ZM59 77V78H60ZM102 77H103V75L101 76V78L100 79H102ZM209 77V76H208ZM230 77V76H229ZM262 77H264V76H262ZM13 78V79H14ZM29 78V77H28ZM65 78V79H64ZM89 78V77H88ZM104 78V77H103ZM155 80H153V79ZM170 78V79H171ZM181 78V77H180ZM211 78V77H210ZM209 78V79H210ZM225 78V77H224ZM223 78V79H224ZM242 78H243V76H242ZM241 78V79H242ZM245 78V77H244ZM248 78H251L250 76L249 77H247L246 79H248ZM6 78H4V80H5ZM91 79V78H90ZM230 79H232V77L230 78ZM229 79V80H230ZM236 79V78H235ZM11 80V79H10ZM25 78H23V80H22V82H25V81H29L30 79H28V80H25ZM35 80H36V78H35ZM51 80V79H50ZM71 80V79H70ZM94 80V79H93ZM99 80V79H98ZM166 80H167V84H169L168 86H169V88L171 89H174V92L172 93V94H174L175 93V91H177L176 93H177V95H178V97H175V96H173L175 99H172V97L170 96V94H169V96H170V98H169V96H167L166 97V93H167V91H166V93L164 94V96H163V94H154L153 92H154V87L155 86H153V85H156V86H158V84H159V86H160V88H161V86H162V83L164 82V84L166 83ZM174 80V79H173ZM212 80V79H211ZM213 80H214V78H213ZM216 80H217V78H216ZM220 80V79H219ZM227 80V79H226ZM229 80H227V81H229ZM232 80H234V79H232ZM239 80V79H238ZM238 80H236L237 82H238ZM243 80H245V79H243ZM249 81H250V79H248ZM258 80V81H257ZM256 81H257V83L259 82L260 83V81H261V77H259L258 79H257ZM264 80V79H263ZM262 80V82H264ZM14 81V80H13ZM43 81H44V79H43ZM46 81L48 82V80L46 79ZM59 81H61V79H59ZM180 81V82H181ZM210 81V80H209ZM224 81V80H223ZM231 81V80H230ZM229 81V82H230ZM242 80H240V82H241ZM246 81V80H245ZM252 81H253V79H252ZM255 81V80H254ZM255 81V82H256ZM27 82H25L26 83V85H27ZM51 82V81H50ZM104 82V81H103ZM212 82V81H211ZM217 82V81H216ZM219 82V81H218ZM228 82V83H229ZM232 82V81H231ZM236 82V83H237ZM240 82H238V83H240ZM45 81L44 82H40L39 84H38V82H37V80H36V82H34L33 83V85L31 84V86H37V84L43 89L44 87H45ZM97 83V82H96ZM101 83V82H100ZM99 83V84H100ZM185 83V82H184ZM213 83H215V80H214V82ZM221 83H222V81H221ZM243 83H244V81H243ZM19 83H18V81L16 82V80H15V83H12V85L10 84L9 86H11V87H13L14 88V91L16 92L15 94L17 95V94H19L20 96L21 95H24V97H23V100H25V104H26V106L27 107H29L30 108V110L32 109V108H34L37 104H36V102L35 101H29L28 100V97H25V95L27 94V93H29V92H27L26 94L22 91V90H24L23 88V85H25L24 83H21L20 85L22 86V87H20V85H18ZM30 84V83H29ZM47 84H49V83H47ZM129 84H128V86H129ZM163 84V85H164ZM166 84V85H167ZM242 84V83H241ZM240 84V85H241ZM249 84V83H248ZM247 84V85H248ZM25 85V86H26ZM97 85V84H96ZM206 85V84H205ZM209 85V84H208ZM217 85V84H216ZM222 85H223V83H222ZM224 85H226V84H224ZM229 85V84H228ZM260 85H263V84H260ZM30 85H29V87H31ZM38 86V87H39ZM139 86H137V87H139ZM168 86H166V87H168ZM183 86V85H182ZM210 86V85H209ZM213 86V85H212ZM232 86H233V84H232ZM239 86V85H238ZM242 86V85H241ZM244 86V85H243ZM249 86V85H248ZM253 86H255L254 84H253ZM26 87H28V86H26ZM37 87V88H38ZM50 87V86H49ZM127 87V86H126ZM130 87V86H129ZM152 87H153V92H152ZM162 87H165V86H162ZM183 87V88H184ZM206 87H208V86H206ZM213 87H215V86H213ZM237 87V86H236ZM258 87V86H257ZM37 88H33V89H37ZM41 88L39 89V92H43V90H41ZM96 88V87H95ZM182 88V87H181ZM216 88V87H215ZM241 88V87H240ZM249 88H251V87H249ZM253 88V87H252ZM264 87L262 86V87H260V89L258 88V92L257 91H254V93L253 94H255V92H256V94L255 95H252L251 96V94H250V92H249V90L247 91V90H244L243 89V91L239 94L238 93V95H234L233 97L230 95V99L228 100V98H227V100H228V102H227V104L229 103L230 105H231V108H232V111H233V118H234V120L237 122V124L238 123H244V126L245 127H247L246 128V130L249 128V129H251L250 127H252V129H253V123L257 120H255V117H257L255 114H257L258 112H260L261 114L263 113L264 114V110L263 109H260V107H259V103L260 102H264V89H263ZM10 89H12V88H10ZM30 89H32V88H30ZM30 89H28V91L30 90ZM32 89V90H33ZM130 89V88H129ZM131 89H132V87H131ZM163 88H161V90H162ZM165 89V88H164ZM167 90H168V88H166ZM237 89V88H236ZM239 89V88H238ZM246 89H248V88H246ZM25 90H27V88L25 89ZM24 90V91H25ZM117 90V89H116ZM126 90V89H125ZM157 90V89H156ZM160 90V89H159ZM204 90V91H203ZM228 90V89H227ZM241 90V89H240ZM257 90V89H256ZM6 91V90H5ZM35 91H37V90H35ZM46 91V90H45ZM94 91V90H93ZM144 91V90H143ZM164 91V90H163ZM162 91V92H163ZM164 91V92H165ZM187 91V92H186ZM231 91V90H230ZM230 91H228V92H230ZM253 91V90H252ZM252 91H251V93H252ZM32 92V91H31ZM34 92V91H33ZM38 91H37V93H39ZM160 92V91H159ZM163 92V93H164ZM171 92H172V90H171ZM226 92V91H225ZM240 92V91H239ZM3 93V92H2ZM12 93H13V90H12ZM175 93V94H176ZM180 93V94H179ZM232 93V92H231ZM33 94V93H32ZM32 94H27L28 96H32ZM41 94V93H40ZM103 94H101V96L103 95ZM120 94V93H119ZM147 94H148V92H147ZM229 94V93H228ZM227 94V95H228ZM237 94V93H236ZM250 94V95H249ZM26 95V96H27ZM97 95V94H96ZM146 95V94H145ZM168 95V94H167ZM223 95H225V93L223 94ZM6 96V95H5ZM4 96V94H1L0 93V106L1 107H3V106H7V104H8V102L6 101V98L7 97H5ZM18 96V95H17ZM79 96V95H78ZM87 96V95H86ZM101 96H99V97H101ZM219 96V95H218ZM87 97H89L90 98V94L87 96ZM14 98V97H13ZM32 98V97H31ZM108 99V101H106L107 99ZM8 99V98H7ZM22 99V98H21ZM80 99V100H79ZM118 99H121V98H118ZM127 99V100H126ZM147 99L149 100V101H147ZM213 99V98H212ZM211 99V100H212ZM38 100V99H37ZM210 100V99H209ZM215 100V99H214ZM110 101V102H109ZM118 102H119V100H117ZM121 101V102H122ZM221 101V100H220ZM224 101V100H223ZM91 102H93V103H91ZM109 102V103H108ZM118 102L116 103V104H114V105H112L113 107H114V109L116 108L115 106L116 105H119L118 104ZM207 102H208V100H207ZM207 102L205 103V104H207ZM213 102H215V101H213ZM225 102V103H226ZM123 103H124V101H123ZM184 104H185V102H183ZM182 103V104H183ZM204 103V102H203ZM211 103V102H210ZM210 103H208V105H210ZM223 103V102H222ZM219 104V103H218ZM228 104V105H229ZM83 105H84V103H83ZM122 105V104H121ZM212 105H215V104H212ZM211 105V106H212ZM220 105H221V103H220ZM261 105H262V103H261ZM260 105V106H261ZM10 106V107H9ZM8 107L9 108H11V105H9ZM111 106V107H112ZM185 106V105H184ZM187 106H189V107H191L190 106V104H188ZM186 106V107H187ZM201 106H204V105H201ZM206 106V105H205ZM222 106V105H221ZM226 106V105H225ZM7 107V108H8ZM25 107V106H24ZM39 107V106H38ZM80 107L83 109V111H82V109L80 110ZM113 107H112V109H113ZM118 107V106H117ZM120 107V106H119ZM182 107H183V110H182ZM207 107V106H206ZM206 107H204V108H206ZM213 107V106H212ZM262 107H264V106H262ZM3 108H5V107H3ZM28 108V109H29ZM192 108V107H191ZM199 108V107H198ZM208 108V107H207ZM218 108V107H217ZM223 108V107H222ZM6 109V108H5ZM37 108L35 107V110H36ZM194 109H195V107H194ZM209 109V108H208ZM216 109V107L214 108V110ZM26 110H27V108H26ZM223 110V109H222ZM10 111V110H9ZM29 111V110H28ZM31 111H34L33 109L31 110ZM37 111H39L40 112V110L39 109H37ZM231 111V110H230ZM232 111H231V114H232ZM36 112V111H35ZM35 112H33V114H36ZM38 112V113H39ZM213 112V111H212ZM222 112V111H221ZM227 112V111H226ZM28 114L30 113V111L29 112H27ZM32 113V112H31ZM41 113V112H40ZM109 113V114H108ZM112 113V114H111ZM182 113V114H181ZM259 113V114H260ZM180 114V115H179ZM261 114H260V116H261ZM39 115H41V114H39ZM255 115V116H254ZM200 116V117H199ZM264 116V115H263ZM263 116H261V118L263 117ZM66 117V116H65ZM259 117V116H258ZM203 119V120H201V119ZM219 119H220V117H218ZM232 118V117H231ZM260 118V117H259ZM260 118V120L262 121V119ZM230 119V118H229ZM221 120V119H220ZM223 120V119H222ZM228 120V119H227ZM253 120H254V122H253ZM264 120V119H263ZM66 121V120H65ZM258 121V120H257ZM55 122V121H54ZM57 122V121H56ZM64 122V121H63ZM227 122V121H226ZM251 122H253L252 124V126H251ZM260 122V121H259ZM53 123V122H52ZM234 123V122H233ZM263 123V122H262ZM232 124V123H231ZM258 124V123H257ZM260 124V123H259ZM258 124V125H259ZM222 125H223V123H222ZM234 125H236V124H234ZM241 125V124H240ZM256 125V124H255ZM51 126H54V124L53 125H51ZM229 126V125H228ZM233 126V125H232ZM231 126V129L233 128ZM242 126H243V124H242ZM262 126V125H261ZM224 128H222V132H223V130L225 129V126H223ZM230 127V126H229ZM235 128H237L236 126H234ZM239 127V126H238ZM257 127V126H256ZM255 127V128H256ZM40 128V127H39ZM34 129V128H33ZM148 129V133L150 132V134H148L147 132V134L146 135H144V132L146 131ZM150 129V130H149ZM241 129H243V128H238V130H241ZM257 129V128H256ZM39 130V129H38ZM160 130V131H161ZM245 130V131H246ZM154 131H157V130H154ZM159 131V130H158ZM163 131V132H164ZM167 131V132H168ZM173 131V132H172ZM220 131V132H221ZM229 131V130H228ZM233 131V130H232ZM236 131H237V129H235L233 132L234 133H232V132H230L232 135L234 134V135H237V133H236ZM250 131V130H249ZM253 131H255V129L253 130ZM162 132V131H161ZM243 132V131H242ZM247 132V131H246ZM245 132V133H246ZM225 133V132H224ZM238 133H239V131H238ZM250 133V132H249ZM251 133H253V132H251ZM251 133H250V135H251ZM223 134V133H222ZM229 134V133H228ZM227 134V135H228ZM231 134H230V136L228 135V137H229V140H230V137H231ZM239 134H242V133H239ZM238 134V135H239ZM248 134V133H247ZM246 134V135H247ZM219 135V134H218ZM237 135V138H239V136ZM249 135V134H248ZM148 136H151V137H148ZM162 136V137H163ZM206 137V142H208V141H210L211 140V142H212V140H215L216 138H218L217 136L215 137V139L214 138H210V137ZM220 136V135H219ZM223 136V135H222ZM221 136V137H222ZM241 136V135H240ZM243 136V135H242ZM144 137H146L145 139H144ZM227 136H226V133H225V136H224V142H226V140L227 139H225ZM227 137V138H228ZM233 137V136H232ZM231 137V138H232ZM244 137V136H243ZM247 137V136H246ZM251 137V136H250ZM253 137V136H252ZM251 137V138H252ZM255 137V136H254ZM151 139L150 141H152V140H154V139ZM208 138V139H207ZM210 138V139H209ZM236 138V137H235ZM234 138V139H235ZM248 138V137H247ZM250 138V139H251ZM256 138V137H255ZM241 139V138H240ZM257 139V138H256ZM261 139V138H260ZM149 140V139H148ZM147 139L145 140V141H148ZM159 140V139H158ZM165 140H167V142L165 141ZM178 140V139H177ZM228 140V141H229ZM238 140V139H237ZM245 141L247 140V141H249L248 139H244ZM251 140H253V139H251ZM143 141V142H142ZM160 141V140H159ZM171 141L173 142L172 144H173V146L172 145H169L170 146V148L168 147V143L170 142V144H171ZM179 141V140H178ZM216 141V143L217 142H219L220 144H221V146H222V143H221V139L220 140H218L217 141V139L215 140ZM235 141V140H234ZM241 141V140H240ZM243 141V140H242ZM264 141V140H263ZM155 142V141H154ZM161 142V141H160ZM164 142H161L162 144L164 143ZM181 142V143H182ZM205 142V141H204ZM206 142H205V144H206ZM223 142V143H224ZM230 142H232V141H230ZM237 142V141H236ZM236 142H235V144H236ZM244 142V141H243ZM261 142V141H260ZM59 143L61 144L60 146H59ZM136 143V142H135ZM146 143V142H145ZM144 143V144H145ZM148 143V142H147ZM153 143V142H152ZM160 143V145H162ZM190 143V144H189ZM228 143V142H227ZM234 143V142H233ZM246 143H248V142H246ZM254 143H255V141H254ZM141 144H140V146H141ZM175 144H178L177 142L175 143ZM198 144V143H197ZM214 145H215V143H213ZM225 144V143H224ZM231 144V143H230ZM238 144H239V142H238ZM243 143H241L237 148H235V149H230L229 148V144L228 145H224V149L226 148L225 146H228V151H229V149L231 150V152H230V159H231V161H232V159L234 158V159H236V158H238V157H240L241 156V158L242 159H240L241 160V162H239V165H236L237 164V162H234V166L236 167V166H238L239 167V169H237V173H236V175H237V179L239 180V182H238V184H237V186H236V189H235V192H236V195H242V194H244V189H243V184L242 183H240V177H242L243 175H245V174H247V175H245V176H248V174L250 175V173L252 172H254V173H259L260 172V170H261V168H262V165H264V151L262 150V146H259V145H256V144H258V142H256V144L254 145L253 144V147L251 146V148H250V146H246L245 144V148L247 147L249 150L247 151V155H244L243 153L245 152L244 150H246L245 148H244V150H243V146H241ZM30 145H32V144H30ZM146 145V144H145ZM251 145V144H250ZM37 146V145H36ZM135 146H138V143H137V145H135ZM140 146H139V148H140ZM142 146L144 147V145L142 144ZM141 146V147H142ZM172 146V147H171ZM188 146V147H189ZM194 146H196V144L194 145ZM203 146H204V144H203ZM230 146H232V145H230ZM233 146H235V145H233ZM232 146V147H233ZM157 147V146H156ZM162 147V146H161ZM160 147V148H161ZM184 147V146H183ZM193 147V146H192ZM197 147H198V145H197ZM217 147V146H216ZM13 148V147H12ZM35 148V147H34ZM154 148V147H153ZM195 147H193V149H194ZM201 149H203V148H205V147H200ZM220 148V147H219ZM30 149V148H29ZM46 149V150H45ZM155 149H158V151H159V148H155ZM154 149V150H155ZM178 149V148H177ZM176 149V150H177ZM184 149V148H183ZM186 149V148H185ZM192 149V150H193ZM220 149H222V148H220ZM140 150V149H139ZM152 150V149H151ZM190 150H191V147H190ZM198 151H199V149H197ZM204 150V149H203ZM227 150V149H226ZM130 151H132V152H130ZM138 151V150H137ZM148 151V150H147ZM172 151V150H171ZM171 151H170V153H171ZM178 151V150H177ZM177 151H176V153H174L175 152V150H173V153L174 154H177ZM180 151V150H179ZM186 151V150H185ZM185 151L183 150V152L185 153ZM202 151V150H201ZM211 151V150H210ZM222 151H224V150H221V153H222ZM160 152V151H159ZM159 152H157V153H159ZM188 152V151H187ZM193 152V151H192ZM204 152V151H203ZM203 152H201L202 153V155H203ZM207 152V151H206ZM205 152V153H206ZM209 152V151H208ZM214 152V151H213ZM224 152H226V151H224ZM36 153V152H35ZM147 153V152H146ZM165 153V154H164ZM169 153V152H168ZM180 153H182V152H180ZM183 153V154H184ZM195 153H196V150H195ZM200 153V152H199ZM201 153H200V155H198V152H197V156L198 157H200V156H202L201 155ZM38 154V153H37ZM40 154V153H39ZM151 154V153H150ZM189 154V153H188ZM187 154V155H188ZM114 155V156H115ZM148 155H149V152H148ZM186 155V156H187ZM191 155V154H190ZM115 156V157H116ZM141 156V155H140ZM174 156V155H173ZM176 156V155H175ZM184 157V160H185V156L184 155H181L179 158H181V157ZM191 156H193V155H191ZM196 156V158L198 159V157ZM114 157V158H115ZM128 157H127V159H128ZM139 157V156H138ZM150 157H153V156H150ZM149 157V158H150ZM165 157V156H164ZM178 157V156H177ZM194 157V156H193ZM226 157V156H225ZM117 158V159H118ZM126 158V157H125ZM148 158V159H149ZM160 158H162V157H160ZM175 158V157H174ZM205 158V157H204ZM208 158V157H207ZM227 159L229 158L228 156L226 157ZM119 159V160H120ZM124 159V158H123ZM123 159H121V160H123ZM147 159V158H146ZM152 159V158H151ZM151 159H149V160H151ZM159 159V158H158ZM165 159V158H164ZM183 159V158H182ZM182 159H178V160H181V161H184V160H182ZM187 159V158H186ZM202 159H203V157H202ZM201 159V160H202ZM206 159V158H205ZM226 159V160H227ZM233 159V160H234ZM108 160V161H107ZM126 160V159H125ZM125 160H123V162L125 161ZM169 160V159H168ZM172 160V159H171ZM174 160V159H173ZM192 160V159H191ZM194 160V159H193ZM192 160V161H193ZM199 160V159H198ZM204 160V159H203ZM208 160V159H207ZM211 160V159H210ZM229 160V159H228ZM73 161H74V159H73ZM99 161V162H100ZM152 161H154L153 159H152ZM158 161V160H157ZM186 161V160H185ZM206 160H204V162H205ZM239 161V160H238ZM111 162H113V161H111ZM110 162V163H111ZM126 162V161H125ZM180 162V161H179ZM194 162V161H193ZM211 162V161H210ZM226 162V161H225ZM224 162V163H225ZM103 163H105V162H103ZM109 163V164H110ZM114 163V162H113ZM127 163H129V162H126V163H124V165L125 166H127L126 164ZM145 163V162H144ZM150 163V162H149ZM153 163V162H152ZM151 163V164H152ZM156 163V162H155ZM154 163V164H155ZM176 163V162H175ZM174 162H173V164H175ZM197 163V162H196ZM227 163H228V165L225 163V165H223V163H222V165L224 166V168L223 169H229V168H225V166L227 165V166H230L229 165V162L227 161ZM232 163V162H231ZM230 163V164H231ZM102 164V163H101ZM117 164H119V163H116V165ZM123 164V163H122ZM129 165V167L131 166L132 167V165H133V168L135 167L134 166V164H132V165ZM173 164L171 165V167H173ZM187 164V163H186ZM194 164V163H193ZM50 165H53V166H50ZM108 165V164H107ZM106 165V166H107ZM150 165V164H149ZM156 165V164H155ZM166 165V164H165ZM182 164H180V166H181ZM81 166V165H80ZM103 166V165H102ZM101 166V167H102ZM110 166H112L113 168H114V165L113 164H110L109 165V167ZM122 166V165H121ZM141 166V165H140ZM152 166V165H151ZM176 166V165H175ZM177 166H178V164H177ZM184 166H186L185 165V162H184ZM188 166H190V165H188ZM196 165H194V167H195ZM226 166V167H227ZM87 167V166H86ZM88 167H87V169H88ZM108 167V168H109ZM142 167H144V168H140L138 171H136L137 172V174L136 175H140L139 177H141V176H144L145 174L147 175V174H150L151 176H154V175H156V174H158V170L156 171L155 169H154V167H148L147 168V166H142ZM161 167V166H160ZM160 167H159V169H160ZM163 167V166H162ZM179 167V166H178ZM177 167V168H178ZM182 167H183V165H182ZM182 167H180V168H182ZM15 168V167H14ZM17 168V167H16ZM25 168V167H24ZM49 168V169H50ZM82 168V167H81ZM111 168V167H110ZM128 168V167H127ZM127 168H123V173H122V175H120V177L122 176V178H123V180H122V182L123 181H125V178H126V176H128V173H126V171L125 170H128ZM170 168V165L168 166V169ZM177 168H176V170H177ZM185 168V167H184ZM189 168V167H188ZM188 168H187V170H188ZM221 168V167H220ZM80 169V168H79ZM83 169H84V166H83ZM117 169H118V167H117ZM132 169V168H131ZM173 169V168H172ZM174 169H175V167H174ZM197 169V168H196ZM232 169L233 170H235L234 168H233V166H232ZM29 170V171H28ZM78 170V169H77ZM175 170V171H176ZM186 169H185V171H187ZM232 170V171H233ZM34 171V170H33ZM33 171H31L30 173H33ZM116 172H117V170H115ZM132 170H129V172H131ZM133 171H135V170H133ZM171 171V170H170ZM173 171V170H172ZM184 171V170H183ZM24 171H22V173H23ZM47 172V171H46ZM84 172V171H83ZM88 172V171H87ZM111 173H113L112 171H110ZM120 172H121V170H120ZM119 172V173H120ZM174 172V171H173ZM26 173V172H25ZM82 173V172H81ZM85 173V172H84ZM118 173V174H119ZM172 173V172H171ZM27 174V173H26ZM26 174H25V177H22L23 178V180L25 179V178H28V177H26ZM27 174V175H28ZM101 174V173H100ZM130 174V173H129ZM132 174V178H133V176H134V174L133 173H131ZM164 174V173H163ZM170 174V173H169ZM0 175H2V174H0ZM135 175V176H136ZM145 175V176H146ZM149 175V176H150ZM22 176H24V175H22ZM33 174H32V176L30 175V177H29V179H31V178H33ZM51 176V177H52ZM102 176H104V175H102ZM106 176V175H105ZM109 176V175H108ZM118 176V175H117ZM130 176V175H129ZM161 176V175H160ZM13 177V176H12ZM46 178H47V176H45ZM76 177V176H75ZM119 177V178H120ZM137 177V176H136ZM136 177H134V178H136ZM40 178V177H39ZM62 178V177H61ZM73 178V177H72ZM104 178V177H103ZM117 178V177H116ZM145 178H147V177H145ZM150 178V177H149ZM153 178V177H152ZM156 179H157V177H155ZM154 178V179H155ZM243 178H244V176H243ZM5 179V178H4ZM37 179V178H36ZM35 179V180H36ZM43 179V178H42ZM48 179V178H47ZM47 179H45L46 181H47ZM74 179V178H73ZM121 179V178H120ZM130 179H131V177H130ZM148 179V178H147ZM160 179V178H159ZM6 180V179H5ZM20 180V179H19ZM18 180V181H19ZM22 180V182L24 183L25 181H26V179L23 181ZM34 180V179H33ZM33 180H28L27 179V181L28 182H32ZM35 180L33 181V182H35ZM37 180H39V179H37ZM48 180V181H49ZM72 180V179H71ZM142 180H144L143 178L141 179V181ZM6 181H9V180H6ZM5 181V182H6ZM46 181H45V183H46ZM127 181H128V179H127ZM132 181H133V179H132ZM140 181V182H141ZM153 180L151 179V181H150V179H149V187H150V189L148 188V189H146V191H144V192H146L144 195H142L141 197H140V199H138V200H142V201H151L152 200V202H157V200L159 199V197H160V194H161V192H162V188H161V186H162V184L161 183H159V182H155L156 180H154V182H152ZM162 181V180H161ZM1 182L2 183H0V200L2 199V201H0V203H1V205H3L2 204V202L4 201V204H8V199L10 198V195L13 193V191H15L16 189H17V184H18V182H17V184H7V183H5L4 182V180H2L1 179ZM4 182V183H3ZM20 182V181H19ZM42 182V181H41ZM49 182V183H50ZM71 182V181H70ZM69 182V183H70ZM75 182V181H74ZM113 182V181H112ZM122 182H121V184H122ZM133 182H135V179H134V181ZM140 182H138V185H139V183ZM8 183H10V181L8 182ZM21 183V182H20ZM19 183V187L20 186H23L24 184L26 185V182L22 185V183L20 184ZM66 183H68V182H66ZM118 183V182H117ZM126 183V182H125ZM125 183H123V184H125ZM143 183L144 182H142V184H141V186L143 185ZM192 183V182H191ZM29 184V183H28ZM122 184V185H123ZM135 184H137V183H135ZM148 184V183H147ZM146 184V185H147ZM187 184V183H186ZM37 185H38V183H37ZM47 185H49L48 184V182H47ZM51 185V184H50ZM53 185V184H52ZM131 185H132V183H131ZM145 185V183H144V186H146ZM190 185V184H189ZM198 185V184H197ZM30 186V185H29ZM45 186V185H44ZM70 186H71V184H70ZM119 186H121V185H119ZM164 186V185H163ZM39 188L40 187H42L41 186V184H40V186H38ZM117 187V186H116ZM129 187V186H128ZM138 187V186H137ZM143 187V186H142ZM142 187L140 188V189H142ZM15 188V190H13ZM133 188V187H132ZM120 189V188H119ZM18 190V189H17ZM38 191H39V189H37ZM117 190V189H116ZM133 190H135V189H133ZM138 190V189H137ZM191 190V189H190ZM12 191V192H11ZM118 191V190H117ZM128 191V190H127ZM115 193H116V191H114ZM125 192V191H124ZM137 192V191H136ZM143 192V193H144ZM164 192V191H163ZM10 193V194H9ZM15 193V192H14ZM91 193V192H90ZM121 193V192H120ZM130 193V192H129ZM191 193V192H190ZM196 193V192H195ZM7 194H9V198H8V196H7ZM38 194V193H37ZM114 195V194H113ZM5 196H7V202L5 203V200H3V198L5 197ZM28 196V197H27ZM31 195H27L26 194V196L24 197V199H26V197L27 198H29ZM115 196H116V194H115ZM91 197V196H90ZM21 198V197H20ZM118 199V198H117ZM120 199V198H119ZM16 200V199H15ZM124 200V199H123ZM13 201V200H12ZM115 201V200H114ZM141 201V202H142ZM16 202V201H15ZM18 202V201H17ZM17 202H16V204H17ZM139 202V201H138ZM11 203V202H10ZM9 203V204H10ZM14 203V202H13ZM19 203V202H18ZM21 203H22V201H21ZM250 204V205H247V204ZM23 204V203H22ZM229 204V203H228ZM232 204V203H231ZM230 204V206L231 207H229V210L231 209V211H229V212H231V215H234L233 213H235V215H238V216H236V217H238V218H244V220L243 219H240L239 221L241 222V220H243L244 222L247 220L248 221V219L247 218H249V217H255V216H258V217H261V218H263L264 219V189H262V191H260L259 192V194H257V195H254V196H252V198H250V200H249V202L248 201H246V202H242V201H240V202H238V203H233L232 205ZM14 205H15V203H14ZM18 205H20V203L18 204ZM191 205H192V203H191ZM11 207L12 206V204H10V205H6L5 207ZM1 207H3V206H1ZM186 207H187V205H186ZM194 207V206H193ZM187 208H189V207H187ZM250 208H251V210H252V208L254 209L253 211H251L250 210ZM21 209V208H20ZM22 209H23V207H22ZM32 209V208H31ZM173 210H174V208H173ZM172 210V211H173ZM249 210V211H248ZM2 211V210H1ZM31 211V210H30ZM29 211V212H30ZM176 211V210H175ZM175 211H173V213L175 212ZM251 211V212H250ZM24 212V211H23ZM233 212V213H232ZM2 213V212H1ZM192 215V214H191ZM254 215V216H253ZM174 216H177V215H173V217L172 218H174ZM240 216V217H239ZM29 217V216H28ZM27 217V218H28ZM179 216H177V218H178ZM232 218H234L235 219V216H231ZM252 217H251V219L250 220H252ZM26 218V217H25ZM59 216L57 215H55V218L53 219V220H51L52 221V223L54 224V222H58L59 221ZM58 221H57V220ZM26 220V219H25ZM249 220V221H250ZM256 220V219H255ZM260 220V219H259ZM51 221H50V223H51ZM170 221V220H169ZM253 221V220H252ZM251 221V222H252ZM264 221V220H263ZM250 222V223H251ZM27 225L26 226H29V224H31V222H30V220L28 219L26 222H25ZM55 223V224H56ZM242 223V222H241ZM246 223V222H245ZM55 224H54V226H55ZM239 224V223H238ZM246 224H248V223H246ZM245 224V225H246ZM240 225V224H239ZM251 225V224H250ZM261 225H262V223H261ZM241 227H243V226H241ZM246 227V226H245ZM1 228V227H0ZM239 228V227H238ZM249 228V227H248ZM254 228V227H253ZM252 229V228H251ZM1 230V229H0ZM248 230V229H247ZM247 230H245V231H241V233H243V232H245V233H243V234H240L239 233V235L237 234V243H238V246H237V248L235 249V251L234 252H228V253H222V254H219V252L217 251V250H215L216 252H218V254L215 252V253H213L214 255V257H215V259L214 260H216V262L218 263V262H220V263H222V264H264V230L262 231V229L261 230H252V231H247ZM206 231V230H205ZM205 231H201V232H199V234L198 235H196V236H194L192 239H191V241H186V240H183V241H181V243H180V245H179V248H178V250L176 251V252H173V253H168V255H167V257L166 258H173L174 259V257H176L177 255L178 256H180V255H186V256H191V254H193V253H195V252H201V251H203V247L201 246V245H203V246H205L207 243L205 242L206 240H207V237H206V240L205 241H203L204 240V236H205V234L207 235V233L205 232ZM32 235V234H31ZM34 235V234H33ZM223 239V238H222ZM221 240V239H220ZM202 241H203V243L205 242L206 244H202ZM221 241H224V240H221ZM221 244H223L222 242H221ZM202 249V250H201ZM209 249V248H208ZM204 250H207V249H204ZM26 251V250H25ZM28 252V251H27ZM214 252V251H213ZM211 253V252H210ZM209 253V254H210ZM26 254V253H25ZM207 254V253H206ZM216 254H217V256H216ZM29 255V254H28ZM211 255V254H210ZM194 256V255H193ZM208 256V255H207ZM169 260V259H168ZM219 263V264H220ZM23 264V263H22Z\"/></svg>", "mask_w": 264, "mask_h": 264}]
</instances>
